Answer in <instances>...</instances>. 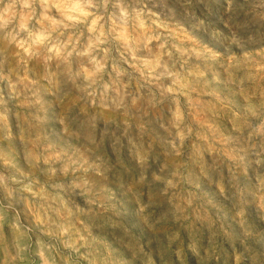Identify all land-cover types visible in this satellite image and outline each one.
Listing matches in <instances>:
<instances>
[{"label": "clouds", "instance_id": "1", "mask_svg": "<svg viewBox=\"0 0 264 264\" xmlns=\"http://www.w3.org/2000/svg\"><path fill=\"white\" fill-rule=\"evenodd\" d=\"M116 7L107 30L82 10L78 34H69L66 24L45 26L44 16L29 27L35 8L28 0H15L0 16L3 40L19 63L27 67L36 60L43 69L35 76L21 69L29 88L28 97L16 93L26 113L22 124L10 118L0 92L5 106L0 128L5 140L13 141L0 144V178L9 175L12 183H21L14 169L25 179L37 173L43 180L51 173L61 206L72 214L74 203L78 216L106 234L110 247L102 246L91 264H136L146 255L133 224L155 226L149 202L156 196L171 224L223 230L199 190L226 203L232 169L245 153L258 145L255 163L264 159V34L254 39L255 56L245 57V72L238 74L232 70L241 64L235 52L193 31L207 27L202 18L194 25L162 19L149 0ZM207 35L216 42L222 32L207 27ZM15 87L9 81V89ZM154 134L164 162L152 172ZM125 167L136 175H127ZM150 185L161 190L149 193ZM23 188L34 194L31 182ZM121 202L130 210L127 217L120 214ZM233 215L242 221L239 206ZM186 239L191 250L195 242ZM111 248L124 260L117 261ZM241 260L237 254L233 264ZM146 264L155 262L149 257Z\"/></svg>", "mask_w": 264, "mask_h": 264}, {"label": "rangeland", "instance_id": "2", "mask_svg": "<svg viewBox=\"0 0 264 264\" xmlns=\"http://www.w3.org/2000/svg\"><path fill=\"white\" fill-rule=\"evenodd\" d=\"M35 8V17L29 27H35L36 19L44 16L45 26H68L69 34H78L84 25L77 23L82 10L91 12V20L103 26H110L115 18L117 5L125 8L132 6L134 0H28ZM15 0H0V16L6 6ZM56 5V7H53ZM156 6L162 19H183L195 24L196 19H203L210 28H220L222 35L216 42L208 39L207 27L193 31L214 46H223L224 50L235 52L241 64L233 68L234 72H245V57L255 56L254 39L264 34V0H149V6ZM80 19L84 17L80 16ZM0 31V92L5 93L8 115L17 124L25 119L23 105L16 99V93L29 96L23 74L38 75L43 69L39 61L33 60L24 67L13 47L3 40ZM230 41H234L231 44ZM239 45V47H236ZM9 81L16 85L9 89ZM5 106H0V112ZM16 129H13L15 136ZM6 132L0 128V144L11 145L5 140ZM152 168L155 172L162 168L163 151L160 139L154 134ZM255 150H248L245 159L233 167L229 177L230 193L226 203L212 199L208 191L199 190L207 207L214 212L213 219L223 224V230L208 227L201 223L191 228L183 224H171L167 218V207L158 196L149 202V213L156 224L151 230L139 224L135 239L142 243L145 250L136 264H146L149 257L155 264H233L235 255L242 257L241 264H264V159L255 163ZM124 171L135 176V171ZM17 180L12 183L9 175L0 178V264H91L97 251L110 247L106 234L91 219H84L75 213L77 205L72 203L73 213L69 214L60 204L62 193L57 180L45 172L40 180L37 173H31L25 179L20 169H14ZM34 185L30 194L23 184ZM159 185H150L149 193H158ZM239 206L242 221L236 222L233 209ZM120 214L127 217L130 210L121 202ZM83 219V222L81 220ZM177 233L179 237L177 238ZM186 236L193 240L190 250ZM169 241H174L171 247ZM117 261L124 260V254L111 248ZM199 252V255L196 252ZM205 253L207 257L205 258Z\"/></svg>", "mask_w": 264, "mask_h": 264}]
</instances>
